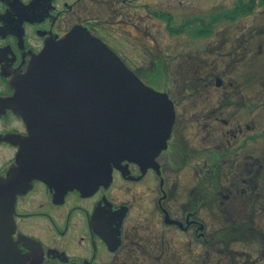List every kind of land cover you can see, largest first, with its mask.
<instances>
[{"label":"flooded vegetation","instance_id":"af4514ba","mask_svg":"<svg viewBox=\"0 0 264 264\" xmlns=\"http://www.w3.org/2000/svg\"><path fill=\"white\" fill-rule=\"evenodd\" d=\"M105 3H111L109 12H113L107 18L82 16L101 9ZM149 12L143 0H0V101L13 95L10 81L26 72L32 58L38 56L50 41H59L74 29L84 30L99 39L145 82L133 69L135 63L121 55L123 50L138 47L127 28H135L131 25L136 26L139 22L145 25L150 17L166 22L168 27L174 23L176 33L187 26L183 20H174V14L161 16L160 11H151L150 16ZM121 24L130 26L126 30L118 28ZM215 85L222 87V79H215ZM176 117L175 109V120ZM224 124L222 135L227 136L228 144L229 137L237 138L243 133V125L239 123L233 125L224 121ZM176 126L177 120L168 147L156 157L154 168L123 161L113 166L112 180L108 185H101L88 194L50 187L35 179L31 188L19 195L14 204L13 241L26 239L29 243L18 245L24 264H171L163 261L164 256L153 257V243L149 242L152 240L148 239V233L154 225L160 238L158 253L170 252L172 246L175 249L184 246L191 251L199 248L204 252L200 264L213 259L215 248L220 254L228 252L232 258L245 252L241 243L234 248L231 239L220 241L225 233L237 232L243 237L254 233L259 252L253 261L246 256L243 264H264V223L259 215L264 207V164H260L264 152L250 154L244 151L257 144L256 128L250 123L245 125V131L250 135L239 149L228 151L221 149L222 145L210 150L204 147V152H211L205 161L209 170H195L194 174L200 176V185L204 181L206 184L200 186L197 183L191 188V210L175 217L167 206L173 189L170 180L188 166L190 158L187 155L185 160L181 150L177 149L178 144L173 141L185 142L183 133L175 131ZM10 134L27 137L28 130L21 118L0 104L2 176L16 163L18 149L4 138ZM230 152L243 161L247 160L244 172L249 169L251 173L241 176L240 182L244 185L237 183L229 187L222 184L220 164ZM239 152L244 153L239 156ZM257 165L260 166L256 168ZM221 198L220 204L233 202L240 209L235 214L217 215L215 223L219 228L213 232L198 212L203 206H213V203L215 206ZM235 218L238 220L234 222ZM179 248L178 253L186 255Z\"/></svg>","mask_w":264,"mask_h":264},{"label":"water","instance_id":"95a60500","mask_svg":"<svg viewBox=\"0 0 264 264\" xmlns=\"http://www.w3.org/2000/svg\"><path fill=\"white\" fill-rule=\"evenodd\" d=\"M0 104L22 119L27 137L6 135L16 163L0 174V264H24L13 241L15 201L33 181L88 194L123 161L155 167L168 147L175 109L120 56L84 30L50 41Z\"/></svg>","mask_w":264,"mask_h":264},{"label":"rangeland","instance_id":"374dc122","mask_svg":"<svg viewBox=\"0 0 264 264\" xmlns=\"http://www.w3.org/2000/svg\"><path fill=\"white\" fill-rule=\"evenodd\" d=\"M241 1L246 0H143L147 3L150 16L156 11H160L161 16L174 14V20H183L187 26L176 33L174 23L168 27L166 22L150 17L145 25L140 22L136 26L131 25L139 34L135 38L129 31L130 27L127 28L130 25H118V28H127L138 45L123 50L121 55L135 63L133 69L148 86L169 94L177 112L175 131L184 135L185 142L173 140L178 144L177 149L181 150L182 157L185 160L187 155L190 157L188 166L175 173L170 180L173 189L167 206L173 210L175 217L191 210V188L196 187L197 183L200 185V176H195V170H209L205 161L211 152H204V147L210 150L222 145L221 149L228 151L239 149L250 135L245 131V125L250 123L256 128L258 142L244 151L250 154L264 152V4L259 5L253 15L227 17V13ZM110 7L111 3H105L101 9L82 16L95 15L104 19L113 14L109 12ZM218 78L222 79L223 84L219 88L215 85ZM224 121L243 125L242 134H238L237 138L229 137L230 144L227 136L222 135ZM246 161L231 152L225 155L219 163L222 167V184L229 187L237 183L244 185L240 182L241 176L251 173L249 169L244 172L247 169ZM260 164H264V155L260 156ZM205 184V181L201 183ZM222 201V198L218 199L215 206L214 203L213 206H203L198 212L199 217L207 220L213 232L219 228L215 223L217 215L235 214L240 209L233 202L220 204ZM259 215L264 223V207ZM154 229L155 225L148 233V239L152 240L149 242L153 243V257L164 256L163 261L171 264H200L204 252L199 248L191 251L184 246L177 249L172 246L170 252L158 253L160 243L157 242L160 238ZM228 233L219 240L231 239L234 248L241 243L245 252L232 258L228 252L226 255L220 254L215 248V255L207 264H243L248 255L253 261L259 252L256 235L250 233L243 237L237 232ZM178 248L186 255H180Z\"/></svg>","mask_w":264,"mask_h":264},{"label":"trees","instance_id":"16d2710c","mask_svg":"<svg viewBox=\"0 0 264 264\" xmlns=\"http://www.w3.org/2000/svg\"><path fill=\"white\" fill-rule=\"evenodd\" d=\"M263 4H264V0L241 1V3H239V5H236L235 9L230 10L226 16L230 18L231 17L237 18V16L247 17L250 14L253 15L255 10L259 7V5L262 6Z\"/></svg>","mask_w":264,"mask_h":264},{"label":"bare ground","instance_id":"6f19581e","mask_svg":"<svg viewBox=\"0 0 264 264\" xmlns=\"http://www.w3.org/2000/svg\"><path fill=\"white\" fill-rule=\"evenodd\" d=\"M129 29H130L129 31H130V33L132 34L133 37H135V38L138 37L139 34L135 32L134 28H129Z\"/></svg>","mask_w":264,"mask_h":264}]
</instances>
